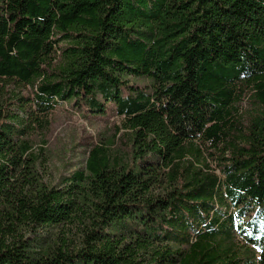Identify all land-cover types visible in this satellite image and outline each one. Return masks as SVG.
I'll use <instances>...</instances> for the list:
<instances>
[{
	"label": "trees",
	"instance_id": "trees-1",
	"mask_svg": "<svg viewBox=\"0 0 264 264\" xmlns=\"http://www.w3.org/2000/svg\"><path fill=\"white\" fill-rule=\"evenodd\" d=\"M12 84L32 96L25 125L0 100V264H264V0H0V95ZM73 101L113 105L128 152L96 145L52 186L30 134ZM229 207L253 211L236 225L253 263Z\"/></svg>",
	"mask_w": 264,
	"mask_h": 264
},
{
	"label": "rangeland",
	"instance_id": "rangeland-1",
	"mask_svg": "<svg viewBox=\"0 0 264 264\" xmlns=\"http://www.w3.org/2000/svg\"><path fill=\"white\" fill-rule=\"evenodd\" d=\"M59 46L63 47L64 43L61 42ZM128 81V87H143L145 82L132 78ZM253 89L252 85H244L240 98L233 103L231 122L242 127V130L251 116L259 110ZM6 90V94L0 95V100L6 99L13 103L8 111L15 113L18 120L25 125L29 116L19 105L30 107V88L12 84ZM128 92L129 89L123 88L124 95ZM18 97L22 99L17 100ZM106 106L104 114H92L84 105L79 106L74 101L59 102L46 116V124L42 128L37 126L31 130L32 149L36 153L41 152L39 173L45 183L52 186L61 185L64 178L84 167L89 150L96 145L106 146L111 156L127 154L129 135L123 128L124 118L115 112L113 105ZM239 209L240 207H229L227 210L234 216L235 227L232 230L234 239L230 238L226 242L232 244L240 257L251 259L253 263L254 252L245 246L236 227L238 222L245 223L249 220L253 211L247 210L239 217Z\"/></svg>",
	"mask_w": 264,
	"mask_h": 264
}]
</instances>
